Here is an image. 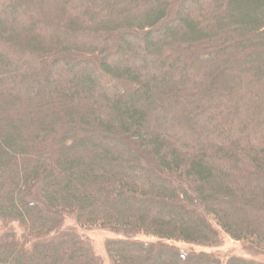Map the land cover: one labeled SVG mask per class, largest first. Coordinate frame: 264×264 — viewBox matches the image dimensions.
I'll use <instances>...</instances> for the list:
<instances>
[{
  "label": "trees",
  "instance_id": "1",
  "mask_svg": "<svg viewBox=\"0 0 264 264\" xmlns=\"http://www.w3.org/2000/svg\"><path fill=\"white\" fill-rule=\"evenodd\" d=\"M78 226L264 264L195 248L264 249V0H0V264H103Z\"/></svg>",
  "mask_w": 264,
  "mask_h": 264
},
{
  "label": "rangeland",
  "instance_id": "2",
  "mask_svg": "<svg viewBox=\"0 0 264 264\" xmlns=\"http://www.w3.org/2000/svg\"><path fill=\"white\" fill-rule=\"evenodd\" d=\"M67 225L77 226L75 220L70 218L67 220ZM80 234L85 238L87 237L95 250V252L102 258L103 264H112L111 257L107 251L106 243L108 240L115 238H120L116 232L109 228L95 226L91 228H77ZM222 243L217 247H200L196 246V249H204L206 251H213L220 255V257L227 261L230 257L238 256L246 259H252L260 262H264V249L258 248L247 241H237L232 239L225 233H221ZM181 248L189 250V248L194 247L185 243H180Z\"/></svg>",
  "mask_w": 264,
  "mask_h": 264
}]
</instances>
